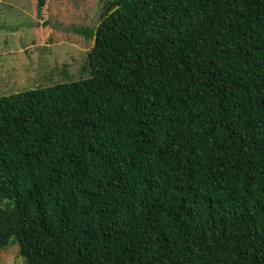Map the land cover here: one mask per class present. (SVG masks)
<instances>
[{"label":"trees","instance_id":"16d2710c","mask_svg":"<svg viewBox=\"0 0 264 264\" xmlns=\"http://www.w3.org/2000/svg\"><path fill=\"white\" fill-rule=\"evenodd\" d=\"M84 33L89 78L0 98V249L264 264V0H109Z\"/></svg>","mask_w":264,"mask_h":264},{"label":"rangeland","instance_id":"374dc122","mask_svg":"<svg viewBox=\"0 0 264 264\" xmlns=\"http://www.w3.org/2000/svg\"><path fill=\"white\" fill-rule=\"evenodd\" d=\"M109 0H0V98L91 76L88 55ZM81 31V32H80ZM84 31V32H83ZM0 264H26L17 243Z\"/></svg>","mask_w":264,"mask_h":264}]
</instances>
